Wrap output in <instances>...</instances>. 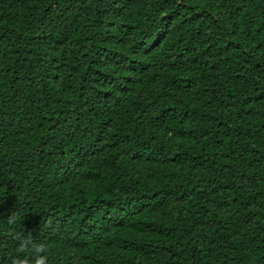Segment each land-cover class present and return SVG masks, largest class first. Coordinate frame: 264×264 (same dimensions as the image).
Returning a JSON list of instances; mask_svg holds the SVG:
<instances>
[{
  "label": "trees",
  "instance_id": "1",
  "mask_svg": "<svg viewBox=\"0 0 264 264\" xmlns=\"http://www.w3.org/2000/svg\"><path fill=\"white\" fill-rule=\"evenodd\" d=\"M29 232L49 264H264V0H0V264Z\"/></svg>",
  "mask_w": 264,
  "mask_h": 264
},
{
  "label": "clouds",
  "instance_id": "2",
  "mask_svg": "<svg viewBox=\"0 0 264 264\" xmlns=\"http://www.w3.org/2000/svg\"><path fill=\"white\" fill-rule=\"evenodd\" d=\"M17 219L13 212L7 217V222L15 225ZM16 239L19 241L17 255L11 259V264H49L51 250L48 244L37 242L31 232L27 236L18 235Z\"/></svg>",
  "mask_w": 264,
  "mask_h": 264
}]
</instances>
